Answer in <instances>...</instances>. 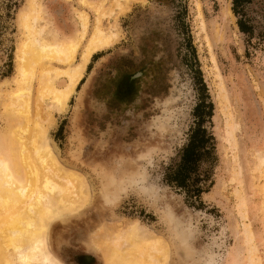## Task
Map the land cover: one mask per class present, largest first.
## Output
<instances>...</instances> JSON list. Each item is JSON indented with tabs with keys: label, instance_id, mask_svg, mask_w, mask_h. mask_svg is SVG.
Masks as SVG:
<instances>
[{
	"label": "rangeland",
	"instance_id": "374dc122",
	"mask_svg": "<svg viewBox=\"0 0 264 264\" xmlns=\"http://www.w3.org/2000/svg\"><path fill=\"white\" fill-rule=\"evenodd\" d=\"M120 1L124 11L107 0L101 20L103 29L118 33L117 42L91 58L66 112L41 98L40 69L35 74L31 119L42 126L60 169L81 176L88 193L81 210L46 222L44 256L57 264H120L113 254L128 258L132 248L118 235L135 227L143 237L164 241L165 264H264V0L247 7L255 26L251 39L239 30L232 0ZM39 3L44 21L37 24H47V38H78L77 17L85 12L91 36L97 16L81 0ZM28 8L29 0H0V153L6 156L23 123L10 114L16 101L10 94L21 87L17 80L24 81L17 55L26 40L21 17ZM189 38L214 104L210 130L218 144L214 186L203 196L202 210L188 206L163 177L195 121L198 92L185 57ZM143 66L145 78L129 92L123 81ZM56 84L64 87L67 79Z\"/></svg>",
	"mask_w": 264,
	"mask_h": 264
},
{
	"label": "bare ground",
	"instance_id": "6f19581e",
	"mask_svg": "<svg viewBox=\"0 0 264 264\" xmlns=\"http://www.w3.org/2000/svg\"><path fill=\"white\" fill-rule=\"evenodd\" d=\"M106 2L92 5L81 0L83 5L95 10L96 25L91 36L87 37L89 18L86 12L79 13L81 32L72 41L46 37L47 24H37L44 21L39 0H29V8L21 17L26 40L20 44L17 56L19 75L24 81L17 80L21 87L18 92L10 94L16 99L11 103L14 109L10 114L19 117L23 123L16 126L13 138L9 139L13 145L10 155L0 153V264H57L43 253L41 238L45 224L57 213L81 210L88 201L84 179L74 172L60 169L53 155L48 153L44 130L39 121L30 116L31 92L35 74L40 69L38 92L41 98H48L52 103L50 107L56 111H67L68 99L75 94L91 58L117 42L118 33L101 26L102 18L108 14L103 10ZM116 5L119 11H124L120 0H116ZM114 16L115 13L111 19ZM85 42L80 62L76 63ZM55 63L62 67H53ZM62 76L67 79V84L59 87L56 80ZM232 129H239L238 123ZM240 203V214L246 218L247 205L243 198ZM140 233L133 227L126 237L119 234L121 242L132 249L127 251L128 258L114 253L111 259L120 264H165L168 250L164 241L149 239ZM147 246L152 251L146 252ZM255 263L251 259L250 264Z\"/></svg>",
	"mask_w": 264,
	"mask_h": 264
},
{
	"label": "trees",
	"instance_id": "16d2710c",
	"mask_svg": "<svg viewBox=\"0 0 264 264\" xmlns=\"http://www.w3.org/2000/svg\"><path fill=\"white\" fill-rule=\"evenodd\" d=\"M253 0H232V10L238 18L239 30L249 39L255 34V26L247 13ZM248 44L250 41L247 42ZM186 65L194 74L198 102L193 110L194 125L187 135V142L178 157L167 166L164 183L183 195L188 206L202 210L203 196L214 186L213 168L218 163L216 137L210 130L214 117V104L191 39L186 41ZM210 124V126H209Z\"/></svg>",
	"mask_w": 264,
	"mask_h": 264
},
{
	"label": "flooded vegetation",
	"instance_id": "af4514ba",
	"mask_svg": "<svg viewBox=\"0 0 264 264\" xmlns=\"http://www.w3.org/2000/svg\"><path fill=\"white\" fill-rule=\"evenodd\" d=\"M156 1H159V2H162L163 0H156ZM232 7H233V4H232ZM233 12V10H232ZM234 14V13H233ZM236 17V16H235ZM238 19V18H237ZM238 21V20H237ZM238 25V24H237ZM95 57V56H94ZM93 63V59L91 61V63L89 64L88 66V69H87V72L86 74L89 73V71L91 70V64ZM146 68L143 66V67H140L136 70L135 73H133L131 76H129L130 78L126 81H123L124 83H128V85L130 84L131 88L129 90V92L131 91L133 93V91H136L138 90V88L140 87V84L142 83L143 79L145 78L146 76ZM85 80H86V76H85V79H83V81L81 82V84L79 85L78 87V91L80 89L81 86L84 85L85 83ZM123 87V86H122ZM126 88H129V87H126ZM124 88L123 90H125V95L127 96V89Z\"/></svg>",
	"mask_w": 264,
	"mask_h": 264
},
{
	"label": "crops",
	"instance_id": "0c3cea01",
	"mask_svg": "<svg viewBox=\"0 0 264 264\" xmlns=\"http://www.w3.org/2000/svg\"><path fill=\"white\" fill-rule=\"evenodd\" d=\"M52 255V254H51Z\"/></svg>",
	"mask_w": 264,
	"mask_h": 264
}]
</instances>
